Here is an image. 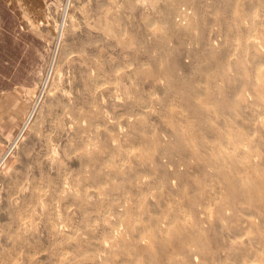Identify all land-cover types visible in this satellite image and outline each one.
<instances>
[{"label": "rangeland", "instance_id": "1", "mask_svg": "<svg viewBox=\"0 0 264 264\" xmlns=\"http://www.w3.org/2000/svg\"><path fill=\"white\" fill-rule=\"evenodd\" d=\"M0 264H264V0H0Z\"/></svg>", "mask_w": 264, "mask_h": 264}, {"label": "bare ground", "instance_id": "2", "mask_svg": "<svg viewBox=\"0 0 264 264\" xmlns=\"http://www.w3.org/2000/svg\"><path fill=\"white\" fill-rule=\"evenodd\" d=\"M249 182V181H248Z\"/></svg>", "mask_w": 264, "mask_h": 264}]
</instances>
